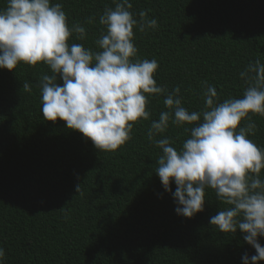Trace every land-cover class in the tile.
<instances>
[{
  "label": "trees",
  "instance_id": "1",
  "mask_svg": "<svg viewBox=\"0 0 264 264\" xmlns=\"http://www.w3.org/2000/svg\"><path fill=\"white\" fill-rule=\"evenodd\" d=\"M51 3L63 5L70 28L86 29L84 39L73 33L70 45L102 51L95 43L106 32L99 17L115 7L113 0ZM130 3L136 19L146 11L147 19L158 22L155 29L134 28V43L139 59L159 62L154 79L165 92L146 94L149 119L134 122L132 138L117 150L100 151L65 121L44 120L39 81L52 74L49 66L20 62L13 71L0 68L3 264H242L245 253L256 254L239 229L221 232L209 223L229 207L213 189H206L202 212L184 217L155 172L162 155L155 141L167 137L179 150L195 123L178 126L170 120L152 140L148 130L161 112L169 111L164 99L176 87L190 112L205 109L206 85L216 88L218 102L242 98L248 85L240 73L256 60L264 63V0ZM6 4L0 0V10ZM57 82L63 83L59 76ZM249 115L257 130L248 138L264 148V116ZM171 188L174 192L176 185ZM258 239L264 246V237Z\"/></svg>",
  "mask_w": 264,
  "mask_h": 264
},
{
  "label": "clouds",
  "instance_id": "2",
  "mask_svg": "<svg viewBox=\"0 0 264 264\" xmlns=\"http://www.w3.org/2000/svg\"><path fill=\"white\" fill-rule=\"evenodd\" d=\"M113 2L115 7L106 8L99 17L106 32L95 43L102 51L68 43L73 33L78 39L87 33L81 25L68 26L60 3L7 0L0 10V68L13 71L20 62L49 66L52 74L42 75L39 81L44 120L65 121L67 128L78 130L100 151H115L129 141L134 122L151 115L146 110L150 102L146 94L165 92L154 79L159 62L139 59L134 43V28L155 29L157 20L147 19L146 11L136 19L130 0ZM240 76L248 85L242 98L218 102L216 88L206 85L202 112L183 107L176 87L164 99L169 111L152 121L148 138L164 133L170 120L178 126L195 123L179 150L167 137L155 141L162 149L155 172L172 194L176 213L184 217L202 212L206 189H213L216 198L229 207L210 217L209 223L221 232L239 229L244 233V241L256 254L245 253L242 264H259L264 260V246L258 239L264 237V148L248 137L257 130L249 114L264 116V63L256 60ZM23 88L31 91L27 82ZM242 120L248 122L238 128ZM4 256L0 248V264Z\"/></svg>",
  "mask_w": 264,
  "mask_h": 264
}]
</instances>
